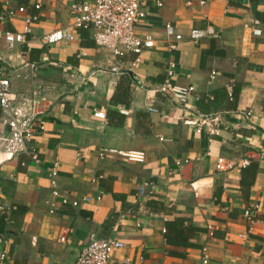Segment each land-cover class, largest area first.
<instances>
[{
	"label": "crops",
	"instance_id": "1",
	"mask_svg": "<svg viewBox=\"0 0 264 264\" xmlns=\"http://www.w3.org/2000/svg\"><path fill=\"white\" fill-rule=\"evenodd\" d=\"M12 1L40 21L12 48L5 33L22 32L25 16L0 23V71L13 108L35 110L45 130L39 163L6 158L0 140V206L12 209L0 212L6 264H75L92 235L124 243L113 253L117 264H203L204 248L208 264H264V34L251 29L259 19L264 33V0H140L146 20L136 30L155 46L137 66L132 53L118 61L121 76L110 72L112 53L75 28L70 7L80 0ZM209 28L216 37L190 40L192 30ZM66 29L74 40L43 43ZM172 61L173 83L195 88L186 106L158 91ZM204 115L220 116L216 134L198 133L194 122ZM7 116L0 108L6 135ZM103 150L143 151L147 159L101 157ZM219 158L232 167L218 170ZM55 163L59 188L91 202L73 207L53 196Z\"/></svg>",
	"mask_w": 264,
	"mask_h": 264
},
{
	"label": "built area",
	"instance_id": "2",
	"mask_svg": "<svg viewBox=\"0 0 264 264\" xmlns=\"http://www.w3.org/2000/svg\"><path fill=\"white\" fill-rule=\"evenodd\" d=\"M4 6V11L0 13V23L7 22L17 14H23L24 28L22 32H6L5 40L7 46L12 48L15 44L25 43L27 36L32 33V25L40 21L38 14H29L28 9L19 6L15 7L12 0H0ZM157 5L162 6V1L157 0ZM35 10H41V5L36 4ZM70 13L74 21L76 29H83L90 32L96 45L105 48L112 53L116 60L115 66L110 69L112 74L121 76L126 71L118 63L129 53L136 56L133 66H137L142 62V55L145 50L152 49L155 46L154 38L150 35L140 36L137 33V26L146 20V12L140 0H80L70 7ZM263 23L259 19L251 21V29L253 36H263ZM169 27V26H168ZM216 32L209 28L207 30L195 29L190 34V40L198 43L205 37H216ZM74 35L68 30H57L45 35L42 41L45 45H53L62 41L74 40ZM176 39H182L181 35H177ZM176 46H171L175 48ZM3 61V54L0 51V63ZM176 64L171 62L167 69V79L160 85L158 91L166 94L174 102L180 106H186L192 97L195 88L193 86H182L173 83L175 78ZM232 96V94H230ZM150 105L148 110L156 113L157 110ZM0 108L9 116L4 120L9 128V133L0 132V140L3 142V155L6 158H13L18 155H26L32 162L39 163L40 156L37 148L38 136L45 130V121L38 119V114L30 108H13L11 101V83L4 72L0 71ZM127 113L126 111H122ZM95 118L106 121L107 116L103 111H96ZM251 116V112L247 117ZM198 133H207L214 135L218 132L221 125L220 116L204 115L197 122ZM116 153L126 159L128 162L144 164L147 155L143 151H116L103 150L100 154L104 157L106 153ZM25 165V163H23ZM232 165L226 164L223 158H219L217 169L225 171ZM59 176V164L55 163L49 174L50 182L53 188V196L60 199L63 205H71L78 207L82 202L89 203L93 198L85 195L80 199H71L69 193L59 188L57 178ZM146 195V188L141 187L138 192L139 197ZM101 200V197H97ZM257 207H250L244 212V216L252 224L254 220V211ZM11 208L0 206V212H10ZM51 213H55V206ZM9 220V217L7 218ZM8 239L4 234H0V264H6L8 260ZM124 247L121 240L115 238H100L92 235L90 243L84 248L75 264H117L113 260V253ZM203 264L209 263L208 249L204 248ZM127 264V261L122 263Z\"/></svg>",
	"mask_w": 264,
	"mask_h": 264
},
{
	"label": "trees",
	"instance_id": "3",
	"mask_svg": "<svg viewBox=\"0 0 264 264\" xmlns=\"http://www.w3.org/2000/svg\"><path fill=\"white\" fill-rule=\"evenodd\" d=\"M79 31H81V32H87L88 33V31L87 30H83V29H78ZM233 98H234V94H233ZM244 183V182H243ZM176 230V228H171V230ZM166 233H167V238H168V240L170 241V238H169V233H170V231H169V233H168V228L166 229Z\"/></svg>",
	"mask_w": 264,
	"mask_h": 264
},
{
	"label": "water",
	"instance_id": "4",
	"mask_svg": "<svg viewBox=\"0 0 264 264\" xmlns=\"http://www.w3.org/2000/svg\"><path fill=\"white\" fill-rule=\"evenodd\" d=\"M130 75L133 77V74L130 72ZM135 82H137V79H133Z\"/></svg>",
	"mask_w": 264,
	"mask_h": 264
}]
</instances>
